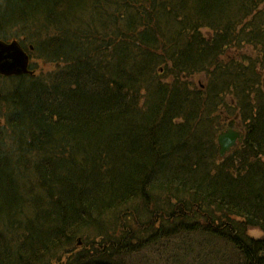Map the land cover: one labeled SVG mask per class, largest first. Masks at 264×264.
<instances>
[{
	"label": "trees",
	"instance_id": "16d2710c",
	"mask_svg": "<svg viewBox=\"0 0 264 264\" xmlns=\"http://www.w3.org/2000/svg\"><path fill=\"white\" fill-rule=\"evenodd\" d=\"M0 40L52 66L0 76V264H264V0H0Z\"/></svg>",
	"mask_w": 264,
	"mask_h": 264
},
{
	"label": "water",
	"instance_id": "95a60500",
	"mask_svg": "<svg viewBox=\"0 0 264 264\" xmlns=\"http://www.w3.org/2000/svg\"><path fill=\"white\" fill-rule=\"evenodd\" d=\"M32 50V47L29 48ZM29 56L20 44L13 40L11 42L0 41V74L3 76L32 74L29 71ZM219 156L223 157L236 141L242 138L241 134L233 129L222 131L217 136Z\"/></svg>",
	"mask_w": 264,
	"mask_h": 264
},
{
	"label": "rangeland",
	"instance_id": "374dc122",
	"mask_svg": "<svg viewBox=\"0 0 264 264\" xmlns=\"http://www.w3.org/2000/svg\"><path fill=\"white\" fill-rule=\"evenodd\" d=\"M243 49H241V51H243V52L245 51L248 56H254L253 55L254 50L251 47L245 46V48H243ZM233 50H231L230 53H237L236 50H234V51ZM239 53H242V52H239ZM34 61H35V59L32 58V62H34ZM35 67H36V73L41 72V71H43L42 73H45L52 68V66L50 64H46V63H43L41 61L39 62L37 60L35 61ZM158 67H160V65ZM198 76H200V75H198ZM204 78L206 79L207 77L204 76ZM193 81H196V78H194ZM226 113H228V112H224L222 114L220 113L219 116L223 119L222 115H226ZM248 232H249V234H251L252 237H255V238H259V237L263 236V233L260 232L257 228L249 229ZM81 237H82V235H81ZM167 243H168V241L167 242L164 241L163 243H160V241H158L156 244V248L149 251L150 264H154V262H156L157 260H169V257H167L168 252L163 250L164 246L163 247L160 246V245H166ZM77 246H78V244H77ZM146 253L148 254V252H146ZM160 253H161V256H160ZM140 262H142V261H140ZM141 264H143V263H141Z\"/></svg>",
	"mask_w": 264,
	"mask_h": 264
},
{
	"label": "bare ground",
	"instance_id": "6f19581e",
	"mask_svg": "<svg viewBox=\"0 0 264 264\" xmlns=\"http://www.w3.org/2000/svg\"><path fill=\"white\" fill-rule=\"evenodd\" d=\"M195 78H196V81H194L195 85L198 86L199 89L204 90V88L206 87V79L204 78V76H196ZM224 130L226 131V129H224ZM219 133H220V131H218V133L216 134V137H215L217 144H218L217 136L219 135ZM231 148H234V146ZM222 159H223L222 157H218V160H222ZM87 234H88V232H85L82 234V237L79 236L77 238V240L81 243L82 246H88L91 248V246H93L95 244L97 246L101 245V242H99L97 239H95V241H92L90 239L91 235H87Z\"/></svg>",
	"mask_w": 264,
	"mask_h": 264
},
{
	"label": "flooded vegetation",
	"instance_id": "af4514ba",
	"mask_svg": "<svg viewBox=\"0 0 264 264\" xmlns=\"http://www.w3.org/2000/svg\"><path fill=\"white\" fill-rule=\"evenodd\" d=\"M225 125L226 127L229 126V127H233V128H236V129H244V127H242V124L241 122L237 119V118H231V117H228L226 116V119H225Z\"/></svg>",
	"mask_w": 264,
	"mask_h": 264
}]
</instances>
